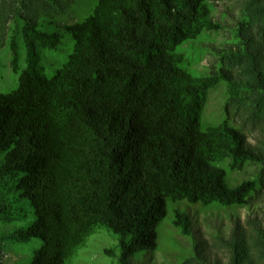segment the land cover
<instances>
[{"label": "trees", "instance_id": "obj_1", "mask_svg": "<svg viewBox=\"0 0 264 264\" xmlns=\"http://www.w3.org/2000/svg\"><path fill=\"white\" fill-rule=\"evenodd\" d=\"M54 2L0 0V49L20 70L16 88L0 93V254L37 240L17 264H69L101 228L117 238L104 249L115 264H149L168 202L183 237L186 208L264 207V0H239L226 26L206 0H97L67 26L72 51L47 77L42 56L62 40L42 29ZM220 29L230 42L212 49V70L192 73L182 47L192 52L203 32ZM219 84L221 117L207 121ZM248 165L255 174L229 186L228 172ZM260 214L169 264H264ZM212 250L222 256L211 260Z\"/></svg>", "mask_w": 264, "mask_h": 264}, {"label": "rangeland", "instance_id": "obj_2", "mask_svg": "<svg viewBox=\"0 0 264 264\" xmlns=\"http://www.w3.org/2000/svg\"><path fill=\"white\" fill-rule=\"evenodd\" d=\"M49 4L43 11V17L52 20V25L42 26L45 31L57 30L62 34V40L59 47L55 51H47L42 56L44 74L51 77L54 72L59 69L67 60V56L72 51L70 34L66 30L67 26L75 22H80L91 14L92 9L97 3V0H56ZM239 0H206L210 9V15L213 21H217L224 26L231 24L238 11ZM44 20V19H42ZM231 40V35L228 31L220 29L217 32H203L191 45L196 50L190 52V45L184 44L183 49L187 50V55L191 56L192 73L203 75L212 70L216 60V55L212 49L216 46L226 47ZM10 54L7 46L0 49V93L12 91L17 86V79L20 70L16 73L11 71ZM226 94L223 84H219L211 89L207 95L205 110L203 111L207 121L216 122L220 119L221 108L223 106ZM250 143H254L251 134L247 135ZM225 163L223 166L225 167ZM255 174V166L248 165L242 172H228L227 182L229 186H233L244 179L251 178ZM183 208V206H180ZM173 208H176L175 203H167V215L159 225L158 245L157 250L153 253L143 255L144 262L149 264H169L174 257L186 255L188 247L193 242H204L211 244V239L217 231L223 232L226 237L231 230L234 222L238 219L243 225L250 219L258 215L261 217L260 210L263 212L264 207L260 204L251 205L250 207L222 209L218 207L202 208L200 206H192L186 208L191 220L190 236L183 237L179 234L178 229L172 226ZM117 245V238L104 229L96 230L90 237L87 238L82 245L72 256L69 264H115L113 258H110L104 253V249L112 248ZM39 246V241L32 240L28 243H15L10 250L0 254V264H17L30 255L34 248ZM210 259L219 258L221 253L212 250L208 254ZM27 256V257H26ZM141 256V255H140ZM132 264H137L136 258H131Z\"/></svg>", "mask_w": 264, "mask_h": 264}]
</instances>
